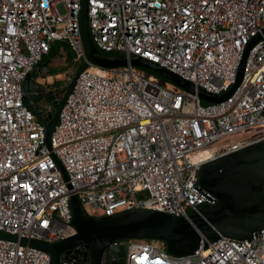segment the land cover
I'll list each match as a JSON object with an SVG mask.
<instances>
[{
  "label": "built area",
  "instance_id": "1",
  "mask_svg": "<svg viewBox=\"0 0 264 264\" xmlns=\"http://www.w3.org/2000/svg\"><path fill=\"white\" fill-rule=\"evenodd\" d=\"M83 2L97 50L147 59L213 95L230 88L246 42L264 29V0H0L2 232L48 243L76 233L68 223L72 194L39 145L42 129L22 83L57 43L67 45L74 63L86 62ZM263 140L264 38L251 45L241 82L220 103L168 88L133 65H89L49 138L74 196L93 218L131 208L185 217L209 207L190 189L201 188L200 166ZM116 244L126 248L125 264H264V233L222 238L180 257L156 243ZM0 264H49V255L0 237Z\"/></svg>",
  "mask_w": 264,
  "mask_h": 264
},
{
  "label": "water",
  "instance_id": "2",
  "mask_svg": "<svg viewBox=\"0 0 264 264\" xmlns=\"http://www.w3.org/2000/svg\"><path fill=\"white\" fill-rule=\"evenodd\" d=\"M80 25L86 62L78 68L68 85L60 90L42 89L36 84L31 72L26 74L22 83L23 98L39 119L42 129L39 145L47 148L72 194L68 202L72 218L68 223L72 224L76 233L55 243L31 240L2 231L0 237L47 253L49 264H124L125 248L117 242L135 239L161 241L166 245L168 254L180 257L193 254L199 248L204 250L207 246H214L222 238L243 241L264 233V140L200 166L195 181L201 188L194 184L190 189L209 202V207L204 205L185 217L131 208L99 218L88 216L82 209L72 192L65 168L53 154L49 142L66 99L79 75L89 65L106 69L126 65L144 68L203 101L220 103L227 100L241 82L247 54L253 43L264 38V29L257 31L246 42L230 88L220 95H213L147 59L117 55V50L118 58L103 56L90 39L85 2ZM50 62L48 59L40 67L47 69ZM39 74H42L41 71ZM46 95L57 99L50 103L51 110L43 113L37 107L36 100ZM38 146L34 155H37Z\"/></svg>",
  "mask_w": 264,
  "mask_h": 264
},
{
  "label": "rangeland",
  "instance_id": "3",
  "mask_svg": "<svg viewBox=\"0 0 264 264\" xmlns=\"http://www.w3.org/2000/svg\"><path fill=\"white\" fill-rule=\"evenodd\" d=\"M58 11L60 13L61 16L65 15L64 10L62 9L61 6H58ZM64 62H65V57L64 54L61 53V56L55 58L54 60H52L48 67L46 69V71L43 74H39L38 78H37V82H43L45 84H43V86L48 89V90H55L58 87L62 86L65 84V82L67 81V79L73 74L75 73L74 71L77 70V65H74L73 63H68V65H66L64 67ZM57 69L59 72H61L63 80H58L56 78V75H54L55 70ZM137 70L140 71L142 74L146 75L148 74L144 69V68H140L137 67ZM37 71V70H36ZM164 79V78H163ZM167 81V82H165ZM165 81L160 79V82L162 85L171 88V86L173 85L172 83H170L168 80L165 79ZM50 82V84H49ZM44 105H47L46 102L43 103ZM162 246V245H160Z\"/></svg>",
  "mask_w": 264,
  "mask_h": 264
},
{
  "label": "trees",
  "instance_id": "4",
  "mask_svg": "<svg viewBox=\"0 0 264 264\" xmlns=\"http://www.w3.org/2000/svg\"><path fill=\"white\" fill-rule=\"evenodd\" d=\"M98 51H99L103 56H105V57H107V58H114V56H115V55L112 54V53H106V52H103V51H101V50H98ZM61 53H63V54H64V57H65L64 67H65L66 65H68V63H73L74 65L77 64V63H74V62H73V54L71 53V51L69 50V48L67 47V45L64 44V43H57V44L53 45V46L51 47L50 53L47 55V57L44 59L43 62H45V61L48 60V59L53 60V59H55V58L61 56ZM43 62H42V63H43ZM42 63H41V64H42ZM41 64H40V65H41ZM80 66H81L80 64L77 65V70H78V68H79ZM54 70H55L54 75L61 74V72H59L57 69H54ZM77 70H75L74 72H76ZM145 71L148 73L147 75L155 76V77H157L159 80L161 79V80L165 81V79H163L161 76H159V75H157V74H155V73H153V72H151V71H149V70H145ZM31 73H35V72L33 71V72H31ZM165 82H167V81H165ZM133 241H135V242H142V243H156V244H158L159 246L162 245V246H160V247L163 248V249L166 251V245H165L163 242H161V241H153V240H146V239H135V240H127V241H123V242H124V243H128V242H133ZM125 247H126V245H125ZM125 249H126V248H125Z\"/></svg>",
  "mask_w": 264,
  "mask_h": 264
},
{
  "label": "flooded vegetation",
  "instance_id": "5",
  "mask_svg": "<svg viewBox=\"0 0 264 264\" xmlns=\"http://www.w3.org/2000/svg\"><path fill=\"white\" fill-rule=\"evenodd\" d=\"M40 67V65L38 66ZM43 74V73H42ZM32 77L35 78L37 80L38 76H39V73H31ZM40 87H42V89H46L43 85H39ZM64 85L58 87L57 89L55 90H60L63 88ZM42 94V93H41ZM60 98V97H58ZM57 99L56 97H50V96H45V97H41L39 99L36 100V103L37 104H43L44 102H46L47 104H50L53 100ZM124 264H125V259H124Z\"/></svg>",
  "mask_w": 264,
  "mask_h": 264
},
{
  "label": "crops",
  "instance_id": "6",
  "mask_svg": "<svg viewBox=\"0 0 264 264\" xmlns=\"http://www.w3.org/2000/svg\"><path fill=\"white\" fill-rule=\"evenodd\" d=\"M54 60V59H53ZM52 61V60H51ZM47 68H49V67H47ZM39 71H41V73H44L45 71H46V68H42V67H40V68H38V70L36 71H34L35 73H39ZM33 72V71H32Z\"/></svg>",
  "mask_w": 264,
  "mask_h": 264
}]
</instances>
